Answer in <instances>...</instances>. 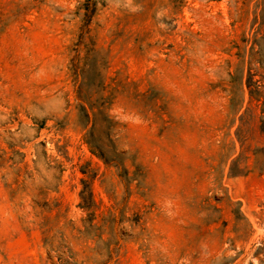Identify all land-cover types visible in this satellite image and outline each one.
<instances>
[{"label":"rangeland","instance_id":"rangeland-1","mask_svg":"<svg viewBox=\"0 0 264 264\" xmlns=\"http://www.w3.org/2000/svg\"><path fill=\"white\" fill-rule=\"evenodd\" d=\"M251 56L264 0H0V264H264Z\"/></svg>","mask_w":264,"mask_h":264},{"label":"trees","instance_id":"trees-1","mask_svg":"<svg viewBox=\"0 0 264 264\" xmlns=\"http://www.w3.org/2000/svg\"><path fill=\"white\" fill-rule=\"evenodd\" d=\"M245 65H247V74L245 85L249 89L251 98H255L258 101L262 100L263 104V113H264V83H261V79H256L255 76L258 72H264V57H249V59H244ZM261 75H263L261 73ZM264 78V75L262 76ZM244 74L242 77V82ZM261 129L264 131V119H262Z\"/></svg>","mask_w":264,"mask_h":264}]
</instances>
